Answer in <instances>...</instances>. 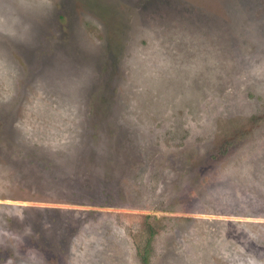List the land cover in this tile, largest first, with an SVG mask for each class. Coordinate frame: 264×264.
Returning a JSON list of instances; mask_svg holds the SVG:
<instances>
[{
	"label": "rangeland",
	"instance_id": "374dc122",
	"mask_svg": "<svg viewBox=\"0 0 264 264\" xmlns=\"http://www.w3.org/2000/svg\"><path fill=\"white\" fill-rule=\"evenodd\" d=\"M144 254L264 264V0H0V264Z\"/></svg>",
	"mask_w": 264,
	"mask_h": 264
},
{
	"label": "trees",
	"instance_id": "16d2710c",
	"mask_svg": "<svg viewBox=\"0 0 264 264\" xmlns=\"http://www.w3.org/2000/svg\"><path fill=\"white\" fill-rule=\"evenodd\" d=\"M142 256V259H143V263L142 264H149V259L148 257L144 254V255H141Z\"/></svg>",
	"mask_w": 264,
	"mask_h": 264
},
{
	"label": "bare ground",
	"instance_id": "6f19581e",
	"mask_svg": "<svg viewBox=\"0 0 264 264\" xmlns=\"http://www.w3.org/2000/svg\"><path fill=\"white\" fill-rule=\"evenodd\" d=\"M49 46V45H48Z\"/></svg>",
	"mask_w": 264,
	"mask_h": 264
}]
</instances>
